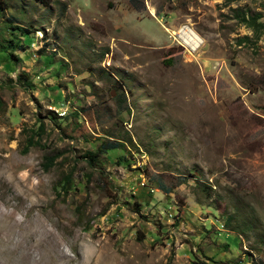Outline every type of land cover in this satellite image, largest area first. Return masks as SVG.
<instances>
[{"label":"rangeland","instance_id":"obj_1","mask_svg":"<svg viewBox=\"0 0 264 264\" xmlns=\"http://www.w3.org/2000/svg\"><path fill=\"white\" fill-rule=\"evenodd\" d=\"M0 264H264V0H0Z\"/></svg>","mask_w":264,"mask_h":264},{"label":"trees","instance_id":"obj_2","mask_svg":"<svg viewBox=\"0 0 264 264\" xmlns=\"http://www.w3.org/2000/svg\"><path fill=\"white\" fill-rule=\"evenodd\" d=\"M240 19H241V22L246 23L248 25H251L252 26L253 24H255V20H254L255 18H253V20H252L248 16L247 17L246 16H242ZM18 29H19V31H21V33L23 35H26V36H28L30 34V32H31L29 29L22 28V27H19ZM13 42H14L13 40H10L8 42V45L7 46H9L12 50L15 49V48H19V49L23 50V46L22 45H20L18 43L16 44V43H13ZM8 55H11L12 56L13 53L10 52V53H8ZM42 128H43L42 126H39V131L42 130ZM37 135H38V133H37ZM33 145H37L38 146L40 144H39V141L38 140H35L34 139V135H30L27 138L26 145L24 146L23 151L24 152H27L28 149H29V147L30 146H33ZM118 146H120V142L106 140L105 142H102L99 145L98 149L95 152H92L91 153L90 160H97L98 159V156L100 154L106 152L107 150L117 148ZM54 159H55V156L45 155L44 156V162L42 164L43 165V168L47 170L53 164Z\"/></svg>","mask_w":264,"mask_h":264},{"label":"bare ground","instance_id":"obj_3","mask_svg":"<svg viewBox=\"0 0 264 264\" xmlns=\"http://www.w3.org/2000/svg\"><path fill=\"white\" fill-rule=\"evenodd\" d=\"M180 32V31H179ZM180 39V38H179ZM185 43V42H184ZM186 44V43H185ZM189 48H191V46L190 45H188V44H186ZM192 49V48H191Z\"/></svg>","mask_w":264,"mask_h":264}]
</instances>
